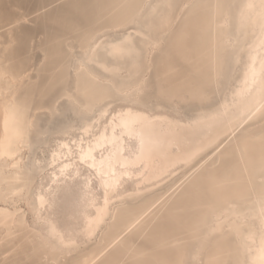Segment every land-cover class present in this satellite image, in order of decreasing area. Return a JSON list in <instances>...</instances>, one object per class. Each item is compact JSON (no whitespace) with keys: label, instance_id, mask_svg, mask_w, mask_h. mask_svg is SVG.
I'll use <instances>...</instances> for the list:
<instances>
[{"label":"bare ground","instance_id":"obj_1","mask_svg":"<svg viewBox=\"0 0 264 264\" xmlns=\"http://www.w3.org/2000/svg\"><path fill=\"white\" fill-rule=\"evenodd\" d=\"M232 2L237 22L226 35L234 57L214 63L210 80L200 61L185 54L183 29L175 43L187 67L174 71L171 64L159 71L155 59H148L145 69H154L156 87L152 91L143 76L124 92L125 86L101 79L95 67L118 74L119 63L109 58L122 54L132 34L105 32L83 60L85 78L76 77L73 88L58 96L70 99L72 116L54 129L41 124V111L53 115L54 109L45 103L46 84L33 80L23 59L0 57L3 260L14 255L24 264H60L67 257L71 264H264V0ZM240 24L246 36L239 42ZM163 40L152 44L161 47ZM117 100L149 110L127 105L112 111ZM75 128L82 131L76 149L66 138ZM54 133L59 142L50 158L37 157ZM76 159L95 170L103 190L99 199L85 179L83 244L42 216L62 184L80 171ZM46 171L53 186L40 190L35 185ZM128 180L132 189L125 187ZM24 200L46 221L45 229L30 226Z\"/></svg>","mask_w":264,"mask_h":264},{"label":"rangeland","instance_id":"obj_2","mask_svg":"<svg viewBox=\"0 0 264 264\" xmlns=\"http://www.w3.org/2000/svg\"><path fill=\"white\" fill-rule=\"evenodd\" d=\"M153 1L0 0L2 19L0 21V57L10 59V63L11 59H23L25 66L29 67L35 76L33 80L46 84L42 89V92L47 95L45 103L51 101L54 109L53 115L44 109L40 110L41 124L48 123L47 125L54 129L60 123L64 125L69 122L72 116L70 99L67 95L59 98L58 96L73 88L76 77L85 78L87 67L83 60L86 59V54L94 40L105 32L132 34L133 41L128 44L122 54L109 58L119 63L121 70L118 74L111 75L95 67L101 79L104 80L108 76L118 85L125 86L124 92L133 90L135 86L133 81L143 76L150 79L152 91L156 87L154 69L150 71L145 69L148 59H155L159 71L171 64L176 66L174 71L183 68V65L187 67L183 54L178 52V46L175 43L183 29L187 30L188 36L185 54H190L193 59L200 61L202 74L207 80L212 77L214 63L220 66L226 59H233V44L226 35L227 27L231 28L237 22L234 14L235 3L232 0H158L151 5ZM119 21L122 24H119ZM236 34L239 42L243 40L246 36L245 26L238 25ZM164 36L167 40L162 41L161 47L152 44ZM5 47L8 48L5 49ZM80 99L84 100L83 97ZM100 104V102L97 103V105ZM127 105L149 110L139 103L117 100L112 106V111ZM162 110V108H156L154 112ZM169 113L173 111L169 110ZM178 115L184 116V110L180 109ZM75 124L79 123L75 122ZM1 129L2 110L0 108V135ZM81 136L82 131L75 128L66 138L76 149L75 139H80ZM58 142L59 136L54 133L48 144L36 150V156L50 158ZM129 143L132 146L136 145L134 139L129 140ZM29 155L27 151L26 160ZM76 160L79 161V159ZM262 167L260 166L257 171L260 172ZM79 169L77 175L68 178L62 184L54 200L51 196L52 205L46 204L42 210V216L53 221L65 236L73 234L77 241L83 244L85 241L83 231L85 179H89L99 199L102 198L103 190L93 168L79 161ZM50 171L44 172L42 178L37 180L35 186L38 189L44 190L53 186L49 176ZM257 171L253 175L254 183L257 181ZM133 186L132 180L125 183L127 189H132ZM22 207L26 211L32 228L45 229L46 221L37 219L33 206L27 200L22 202ZM24 263L14 255L8 256L6 260L0 257V264ZM60 264H71L70 258H64Z\"/></svg>","mask_w":264,"mask_h":264}]
</instances>
